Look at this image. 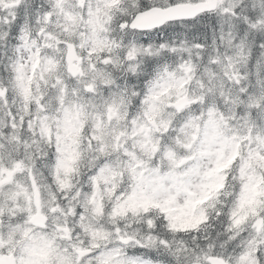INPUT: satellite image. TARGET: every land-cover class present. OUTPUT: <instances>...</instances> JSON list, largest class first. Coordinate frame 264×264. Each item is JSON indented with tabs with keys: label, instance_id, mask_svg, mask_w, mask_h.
<instances>
[{
	"label": "snow or ice",
	"instance_id": "1",
	"mask_svg": "<svg viewBox=\"0 0 264 264\" xmlns=\"http://www.w3.org/2000/svg\"><path fill=\"white\" fill-rule=\"evenodd\" d=\"M0 264H264V0H0Z\"/></svg>",
	"mask_w": 264,
	"mask_h": 264
}]
</instances>
